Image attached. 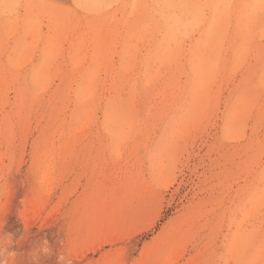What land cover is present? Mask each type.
I'll return each mask as SVG.
<instances>
[{
	"label": "rangeland",
	"instance_id": "374dc122",
	"mask_svg": "<svg viewBox=\"0 0 264 264\" xmlns=\"http://www.w3.org/2000/svg\"><path fill=\"white\" fill-rule=\"evenodd\" d=\"M0 221L15 264H264L261 0H0Z\"/></svg>",
	"mask_w": 264,
	"mask_h": 264
},
{
	"label": "clouds",
	"instance_id": "9594fccd",
	"mask_svg": "<svg viewBox=\"0 0 264 264\" xmlns=\"http://www.w3.org/2000/svg\"><path fill=\"white\" fill-rule=\"evenodd\" d=\"M261 3L264 4V0H261ZM165 9V14L170 16L171 22L174 23L176 27H180L183 29V27L186 25L188 20H192L195 23H198L199 17H188L186 20L185 17V9L187 5L179 4V3H171L166 4L162 6ZM210 11L208 14V29L214 27L216 17L219 16L223 10H227L230 5L227 4H214L210 5ZM259 7L258 5H249L248 6V12L250 13L255 8ZM0 224H2V221H0ZM13 243L11 236H5L3 234H0V264H15V256L16 253L13 251H9V246ZM39 251L47 254L51 251L48 241L44 240L40 247ZM59 264H73V261L66 255L61 254L58 257Z\"/></svg>",
	"mask_w": 264,
	"mask_h": 264
},
{
	"label": "bare ground",
	"instance_id": "6f19581e",
	"mask_svg": "<svg viewBox=\"0 0 264 264\" xmlns=\"http://www.w3.org/2000/svg\"><path fill=\"white\" fill-rule=\"evenodd\" d=\"M93 79L91 78V82H89L90 84H92ZM91 88V87H90ZM104 99V98H103ZM251 212V211H250ZM246 220V219H245ZM243 221V220H242ZM244 222V221H243ZM263 225V224H262ZM249 226V225H248Z\"/></svg>",
	"mask_w": 264,
	"mask_h": 264
}]
</instances>
